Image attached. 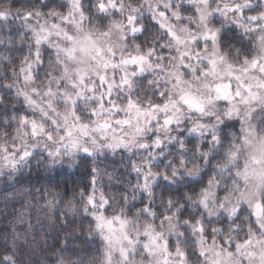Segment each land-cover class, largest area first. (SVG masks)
<instances>
[{
	"label": "clouds",
	"instance_id": "1",
	"mask_svg": "<svg viewBox=\"0 0 264 264\" xmlns=\"http://www.w3.org/2000/svg\"><path fill=\"white\" fill-rule=\"evenodd\" d=\"M0 264H264V0H0Z\"/></svg>",
	"mask_w": 264,
	"mask_h": 264
}]
</instances>
